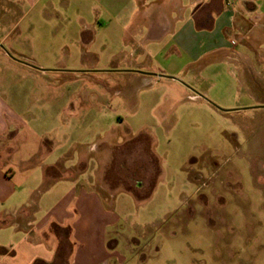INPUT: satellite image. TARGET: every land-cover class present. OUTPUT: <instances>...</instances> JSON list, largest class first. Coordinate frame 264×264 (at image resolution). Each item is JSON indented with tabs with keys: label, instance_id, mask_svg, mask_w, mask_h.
<instances>
[{
	"label": "crops",
	"instance_id": "crops-1",
	"mask_svg": "<svg viewBox=\"0 0 264 264\" xmlns=\"http://www.w3.org/2000/svg\"><path fill=\"white\" fill-rule=\"evenodd\" d=\"M3 1L0 264H124L125 223L105 194L107 186L83 175L85 158H75V141L54 136L56 121L42 116L31 121L29 98L60 99L51 106L64 124L65 90L53 83L65 75L91 78L98 73L122 81L126 104L134 93L140 98L163 80L199 102L201 96L189 90L207 94L233 64L236 82H241L238 94L247 100L237 105L245 107L235 108L264 109L251 40L264 20V0ZM20 6L28 9L18 23L28 17L27 23L21 29L5 27L10 11H21ZM11 32L16 36L11 38ZM77 65L84 71H76ZM202 78L216 82L204 87ZM39 81L44 86L38 87ZM143 100L153 106L151 99ZM117 119L119 125L124 122Z\"/></svg>",
	"mask_w": 264,
	"mask_h": 264
},
{
	"label": "rangeland",
	"instance_id": "rangeland-1",
	"mask_svg": "<svg viewBox=\"0 0 264 264\" xmlns=\"http://www.w3.org/2000/svg\"><path fill=\"white\" fill-rule=\"evenodd\" d=\"M19 9L10 11L5 27L27 23L28 17L18 21L28 8ZM259 23L251 40L256 89L264 101V20ZM233 67L207 94L189 90L201 96L199 102L163 80L126 104L122 81L109 74L65 75L53 83L65 90L64 124L51 106L60 99L29 98L31 121H56L54 136L75 141V158H85L83 175L107 186L105 194L125 223L124 264H264V109L235 108L247 100L238 94ZM215 82L199 80L204 87Z\"/></svg>",
	"mask_w": 264,
	"mask_h": 264
}]
</instances>
